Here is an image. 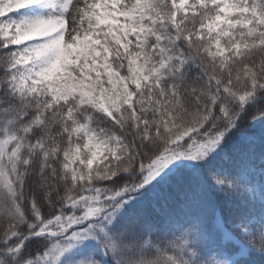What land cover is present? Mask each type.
I'll list each match as a JSON object with an SVG mask.
<instances>
[{"label":"snow or ice","instance_id":"obj_1","mask_svg":"<svg viewBox=\"0 0 264 264\" xmlns=\"http://www.w3.org/2000/svg\"><path fill=\"white\" fill-rule=\"evenodd\" d=\"M0 264H264V0H0Z\"/></svg>","mask_w":264,"mask_h":264}]
</instances>
